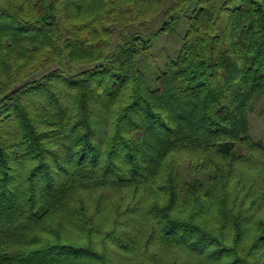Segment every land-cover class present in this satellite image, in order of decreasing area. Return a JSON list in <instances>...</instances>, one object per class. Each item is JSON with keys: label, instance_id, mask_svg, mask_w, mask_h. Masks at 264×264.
<instances>
[{"label": "trees", "instance_id": "obj_1", "mask_svg": "<svg viewBox=\"0 0 264 264\" xmlns=\"http://www.w3.org/2000/svg\"><path fill=\"white\" fill-rule=\"evenodd\" d=\"M263 91L264 0H0V264H264Z\"/></svg>", "mask_w": 264, "mask_h": 264}, {"label": "rangeland", "instance_id": "obj_2", "mask_svg": "<svg viewBox=\"0 0 264 264\" xmlns=\"http://www.w3.org/2000/svg\"><path fill=\"white\" fill-rule=\"evenodd\" d=\"M160 21H161L160 16H157L151 21V23L148 26V29L145 31H141V33L144 36H147L150 32L154 31L160 26ZM184 26H185L184 23L181 22L174 33L167 34L159 38L156 41V45H155L156 51L162 48H167L170 51L177 49L180 45V37L182 35V30ZM81 69H82L81 67H75L73 68V71L77 72ZM263 105H264V91L260 93L255 99L253 105V112L249 115V120H250V133L252 137L254 138V140L261 141L264 144V115L260 114ZM186 166L187 164L185 163L182 165V168L185 178L189 179L188 172L184 170ZM198 177L201 179L203 178L201 174H198ZM122 261L123 264H129L128 261L125 262V259H123Z\"/></svg>", "mask_w": 264, "mask_h": 264}]
</instances>
